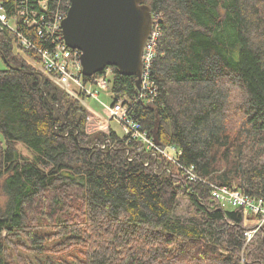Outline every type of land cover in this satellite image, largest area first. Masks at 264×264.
<instances>
[{
    "label": "trees",
    "instance_id": "obj_1",
    "mask_svg": "<svg viewBox=\"0 0 264 264\" xmlns=\"http://www.w3.org/2000/svg\"><path fill=\"white\" fill-rule=\"evenodd\" d=\"M14 1L0 0L10 15ZM144 1L160 18L154 91L111 66L112 91L198 178L113 128L89 133L85 106L0 27V264H264V224L245 234L260 216L209 199L212 184L264 199V0Z\"/></svg>",
    "mask_w": 264,
    "mask_h": 264
},
{
    "label": "built area",
    "instance_id": "obj_2",
    "mask_svg": "<svg viewBox=\"0 0 264 264\" xmlns=\"http://www.w3.org/2000/svg\"><path fill=\"white\" fill-rule=\"evenodd\" d=\"M71 4L68 5V10ZM50 0H36V7L30 0H15L14 11L10 15L6 7L0 2V27L8 28L15 33L18 43L25 49L36 51L41 57V71L44 76H48L59 87L63 88L70 95L76 97L85 106L87 112V130H104L109 127V123L116 121L123 129V133L131 139L142 141L144 147L151 155L161 154L165 159L182 169L183 174L192 181L198 178L194 166H186L179 163L178 155L180 150L173 145L165 148L155 143L142 124L132 116L131 102L127 98L115 99L112 91L114 71L111 66H106L98 74L91 76L83 74L81 63V51L71 48L65 41L62 29V21L67 12L63 9L49 13ZM154 18V15H153ZM158 15L155 16L151 34L147 40L143 53V79L141 91L144 94L154 91V83L150 80V71L155 56L157 40L160 34ZM22 27H27L33 31V40L28 37ZM51 42V47H41L36 40ZM41 42V41H40ZM111 98L112 103L106 104L100 99V93ZM94 99L104 105L103 114L97 113L88 103V99ZM95 117L98 118L99 127H95ZM143 146L139 149L142 150ZM148 164V163H147ZM210 188L211 205L230 204L232 206H246L249 211L256 216H260L255 228L247 229L245 234L247 241H250L254 234L264 224V199L250 197L238 189H231L223 185L212 184Z\"/></svg>",
    "mask_w": 264,
    "mask_h": 264
},
{
    "label": "water",
    "instance_id": "obj_3",
    "mask_svg": "<svg viewBox=\"0 0 264 264\" xmlns=\"http://www.w3.org/2000/svg\"><path fill=\"white\" fill-rule=\"evenodd\" d=\"M153 22L144 0H71L62 29L66 43L81 51L84 75L115 66L122 75L136 76L141 89Z\"/></svg>",
    "mask_w": 264,
    "mask_h": 264
},
{
    "label": "rangeland",
    "instance_id": "obj_4",
    "mask_svg": "<svg viewBox=\"0 0 264 264\" xmlns=\"http://www.w3.org/2000/svg\"><path fill=\"white\" fill-rule=\"evenodd\" d=\"M17 51L19 52V53H21V54H25V52L23 51V50H21V49H17ZM23 56V55H22ZM24 57V56H23ZM25 58H27V59H29L30 60V58L27 56V55H25ZM34 64H36L37 66H38V68H39V70H40V72H41V74L42 75H44L43 74V72L41 71V65H40V62L38 63V62H33ZM7 67H9V65L5 62V60L1 57V55H0V68L1 69H4V68H7ZM46 76V75H45ZM47 78H49L48 76H46ZM50 79V78H49ZM50 80H52V79H50ZM74 97V96H73ZM74 98H76V97H74ZM235 98L237 99V95L235 96ZM77 99V98H76ZM100 99L104 102V103H106V104H111L112 103V100H111V98H109V97H107L105 94H104V92H102L101 91V93H100ZM80 101V100H79ZM88 101V103L90 104V106L97 112V113H99V114H103L104 113V111H105V107H104V105L103 104H101L99 101H96V100H94V99H88L87 100ZM81 102V101H80ZM236 103H240V102H238V101H235ZM234 110H237V108H235L234 107ZM96 119H95V121H96V123H95V127H99V121H98V118L97 117H95ZM236 123H237V121H236ZM87 125V124H86ZM114 129L116 132H118L119 134H121V135H123V129H122V127L116 122V121H112V122H110L109 123V127L107 128V129H104L103 131H106V132H109L111 129ZM89 133H92V132H95V131H98V130H94V131H90V130H87ZM0 142H4V136H3V134L0 132ZM17 147H18V149L20 150V151H22L23 153H25V154H27V155H30V156H32V153L24 146V144H22L21 142H19L18 143V145H17ZM4 199H5V197H4V195H2V193L0 192V203H3L4 202ZM224 207L225 208H232L233 206L232 205H230V204H224ZM190 208H191V206H190V204H189V201H188V199H187V197H182V199H181V201H180V204H179V206H178V211H177V213H178V215H180V216H182V217H187L188 215H189V213H192L191 211H190ZM189 212V213H188ZM251 218H254V216H252L251 215Z\"/></svg>",
    "mask_w": 264,
    "mask_h": 264
}]
</instances>
